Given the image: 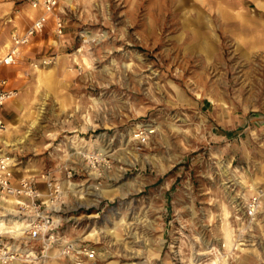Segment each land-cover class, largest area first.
<instances>
[{
  "label": "rangeland",
  "instance_id": "obj_1",
  "mask_svg": "<svg viewBox=\"0 0 264 264\" xmlns=\"http://www.w3.org/2000/svg\"><path fill=\"white\" fill-rule=\"evenodd\" d=\"M29 9L0 0V42ZM55 13L63 34L51 14L5 68L17 95L4 122L23 134L44 100L10 150L80 169L56 175L99 264H264V0H58ZM143 126L155 131L139 143ZM224 224L231 242L235 224H256L253 244L227 246Z\"/></svg>",
  "mask_w": 264,
  "mask_h": 264
},
{
  "label": "built area",
  "instance_id": "obj_2",
  "mask_svg": "<svg viewBox=\"0 0 264 264\" xmlns=\"http://www.w3.org/2000/svg\"><path fill=\"white\" fill-rule=\"evenodd\" d=\"M27 2L31 7L40 10L34 20L23 31H13L11 44L0 56V67L13 65L18 60L22 46L28 44L37 34L42 33L47 25L48 14L54 13L56 35L64 31L62 17L55 13L58 0H12ZM50 59L42 63L49 64ZM37 66V63H33ZM17 95V90L9 86L8 79L0 77V110L5 102ZM6 124L0 114V136L6 131ZM153 128L140 127L134 132V139L139 143L146 142L155 131ZM11 145L0 144V264L21 262L24 264H49L56 259L67 258L73 264H93L101 252L93 242L83 239L72 230L77 226L76 217L68 211L76 210L69 205L62 179L57 171L64 170V179L72 183L80 169L65 161L56 164L54 169L42 167L38 173L32 171L22 175L15 172V156ZM77 153V152H75ZM81 153V152H78ZM88 168L95 166L93 153H82ZM106 162V158H103ZM75 163V162H74ZM38 181L43 183L39 187ZM258 194L250 197L245 205L248 217L255 215L260 207ZM256 224H235L232 232L234 250L252 243L249 232Z\"/></svg>",
  "mask_w": 264,
  "mask_h": 264
},
{
  "label": "crops",
  "instance_id": "obj_3",
  "mask_svg": "<svg viewBox=\"0 0 264 264\" xmlns=\"http://www.w3.org/2000/svg\"><path fill=\"white\" fill-rule=\"evenodd\" d=\"M9 3V2H8ZM19 4H26V5H29L27 2H18ZM30 8V7H29ZM27 9V8H26ZM30 11H29V14L27 13V17H28V19L30 20V23L29 24H31V22L34 20V18L37 16V15H39L40 14V10L39 9H37V10H33V9H29ZM17 12H19V11H17ZM28 24V25H29ZM27 25V26H28ZM27 26H25V27H23L22 29H18L17 31H19V32H21V31H23ZM10 44H11V41H10V39L9 38H7V36H4V38H3V40L0 42V56L1 55H3L6 51H7V49L9 48V46H10ZM10 66V65H9ZM8 66H2V67H0V77H5V78H7L8 79V82H9V86H11V87H14L12 84H11V81L9 80V77H8V70L7 69H5V68H7ZM15 88V87H14ZM9 102H11V100L10 101H8V102H6L3 106H2V108H1V110H0V114H1V116H2V118H3V120L5 121V118H4V116H3V109H4V107H6L7 106V104L9 103ZM17 107L21 110L22 108H23V104L22 103H19V104H17ZM6 124V123H5ZM6 131L5 132H3L2 134H1V136H0V144H5V142H4V140H13V139H15V138H17V137H19V136H21V135H23L21 132H19V127L18 126H16V125H13V124H11V125H8V124H6ZM25 141H26V139H25ZM24 141V142H25ZM24 142H21V143H24ZM21 143H17V144H15V145H11L10 146V148H8V149H11V148H13V149H16L17 148V146H19V144H21ZM14 146V147H13ZM21 151V150H20ZM18 155H21V153L19 152V154ZM18 155L17 154H14V156H15V161L18 163V167H17V170H18V172L16 171L15 173L17 174V175H22V174H24V173H26V172H29V171H32L33 173H38V171L41 169H35V168H30L29 167V163H28V159H26L25 161H24V163H23V161H22V158H21V156H20V158L19 159H17L18 158ZM15 162V163H16ZM38 185H39V187H43V183L41 182V181H38ZM99 259L100 258H98L97 259V261H95V262H93V264H99L100 263V261H99ZM10 264H24V263H21V262H13V263H10ZM49 264H73L72 263V261H70L69 259H67V258H63V259H56V260H53V261H51Z\"/></svg>",
  "mask_w": 264,
  "mask_h": 264
},
{
  "label": "bare ground",
  "instance_id": "obj_4",
  "mask_svg": "<svg viewBox=\"0 0 264 264\" xmlns=\"http://www.w3.org/2000/svg\"><path fill=\"white\" fill-rule=\"evenodd\" d=\"M29 7L31 9H33V10H37V8H33L30 5H29ZM51 14H54V13H51ZM51 14H48V16H50ZM9 100H11V99H9ZM9 100H7V101H9ZM43 105H44V100H42V104L38 106L37 111H36L35 118H33L31 121L29 120L30 121L29 127H27L25 129L23 135L15 138L13 140H4L5 144H7V145H15L17 143L24 142L25 139L28 138V136L31 134L32 128L36 127L37 124H38V122H39V113L43 110V108H44ZM150 131H152V130H150ZM98 154H104L103 153V148H99ZM104 194H105V190H103L102 192L101 191L100 192H96L95 193V199H98L99 197H101ZM259 206H260V204H259ZM224 238H225V241H226V245L227 246H230V243H231V229L227 225H225V224H224ZM217 258L216 259L215 258L212 259V262L210 264H212V263L214 264L217 261ZM203 264H209V263H203Z\"/></svg>",
  "mask_w": 264,
  "mask_h": 264
}]
</instances>
